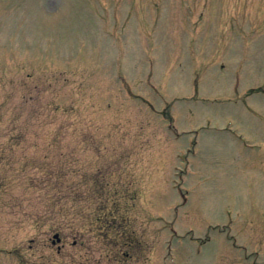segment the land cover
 <instances>
[{
  "label": "rangeland",
  "instance_id": "rangeland-1",
  "mask_svg": "<svg viewBox=\"0 0 264 264\" xmlns=\"http://www.w3.org/2000/svg\"><path fill=\"white\" fill-rule=\"evenodd\" d=\"M0 264H264V0H0Z\"/></svg>",
  "mask_w": 264,
  "mask_h": 264
},
{
  "label": "water",
  "instance_id": "water-1",
  "mask_svg": "<svg viewBox=\"0 0 264 264\" xmlns=\"http://www.w3.org/2000/svg\"><path fill=\"white\" fill-rule=\"evenodd\" d=\"M54 239H56L57 242H59V236L57 234L54 235ZM55 243V241H53Z\"/></svg>",
  "mask_w": 264,
  "mask_h": 264
}]
</instances>
